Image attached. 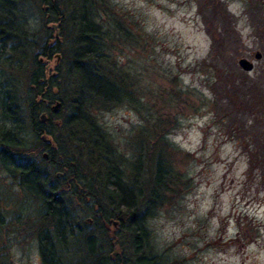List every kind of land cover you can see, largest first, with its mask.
<instances>
[{"label":"rangeland","instance_id":"374dc122","mask_svg":"<svg viewBox=\"0 0 264 264\" xmlns=\"http://www.w3.org/2000/svg\"><path fill=\"white\" fill-rule=\"evenodd\" d=\"M107 2L110 9L96 10V20L107 34L106 63L111 62L117 83L129 92L118 103L93 106V116L115 144L126 177L133 176L139 153L140 175L148 177L146 163L151 155L162 154L164 128L169 142L165 156L171 173L177 175L170 184L177 189L165 191L163 202L149 208L142 253L156 254L154 264H264V179L258 168L250 167L243 148L246 140L235 136L239 122L226 116L224 99L213 102V85L218 82L210 56L215 52L221 58L219 65L232 68L244 80L258 78L264 85V0ZM41 6L46 8L37 0H24L19 6L28 37L18 38V50L26 52L2 49L0 79L9 77L22 96L33 56L48 73L54 71L53 77L64 87L71 83L66 71L70 28L60 33L56 20L44 24ZM224 9L229 13L226 21ZM48 29L61 41L65 56L37 53ZM11 42L13 38L8 45ZM257 50L259 57L254 55ZM240 56L251 59L252 68L243 69L237 61ZM176 91L187 94V101L178 100ZM68 109L67 104L61 106L55 120ZM260 116L256 128H262L264 110ZM39 204L0 166V255L12 264H42L37 236L29 227ZM70 207L73 235L65 247L70 264H97L98 259L100 264H117L114 261L124 256L135 258L128 241L123 245L115 234L116 230L123 235L117 219L104 224L109 247L99 238L89 213L92 199L71 198ZM88 233H94L95 241L89 256L83 250Z\"/></svg>","mask_w":264,"mask_h":264},{"label":"trees","instance_id":"16d2710c","mask_svg":"<svg viewBox=\"0 0 264 264\" xmlns=\"http://www.w3.org/2000/svg\"><path fill=\"white\" fill-rule=\"evenodd\" d=\"M23 1L0 0L1 52L7 48L16 54L20 51L18 38L28 37L26 18L18 12ZM37 1L46 5L45 9L41 6L44 24L48 20H56L60 33H65L67 26L70 28L72 44L66 71H69L71 83L64 87L56 81L54 71L48 73L36 56L32 58L24 96L15 89L9 77L3 79L0 166L10 171L19 186L40 202L36 214L29 218V227L37 236L41 263L70 264L65 247L73 235L71 198L83 201L88 197L94 206L89 213L104 244L108 247L110 244L104 224L117 219V228L123 230V235L115 230L117 238L123 241V245L128 241V246L136 254L132 261L124 256L114 262L154 264L156 254L145 255L141 251L148 230L145 220L149 208L163 202L167 196L165 191L177 189L170 187L177 175L171 173L165 156L169 142L164 137V128L162 154L151 155L146 163L149 166L148 177L143 179L139 172L142 153L136 157L133 176L126 177L119 166L115 144L105 137L93 116V106L118 103L128 97L129 92L123 84L117 83L111 62L110 65L106 63V30L96 20V10L110 9L111 6L107 0ZM65 4L68 5L67 10ZM249 6L252 10L250 3ZM228 14L224 9L223 21L227 20ZM51 31L48 29L37 53L46 57L62 53L65 56L67 52H64L61 41ZM12 38L13 42L8 45ZM216 40L213 34V41ZM21 50L22 54L26 52ZM12 56L8 55L9 61ZM210 56L214 64V79L218 82V86L213 85V102L224 99L226 116L239 122L235 136L246 140L243 148L250 167L258 168L264 179V122L261 123L262 128L255 127L257 119L263 117L260 115L264 110V85L258 78L247 81L232 68L219 65L221 58L215 52ZM175 93L178 100L183 98L187 101V94L184 97L185 93ZM56 99L60 100V106L54 111L51 105ZM65 104L69 109L61 119L55 120L60 107ZM41 112L46 113L45 120H41ZM152 143L149 146L154 149ZM151 166L155 169L152 170ZM84 242L83 250L89 256L95 250L94 233H88ZM0 264L12 263L0 255ZM97 264H100L99 259Z\"/></svg>","mask_w":264,"mask_h":264},{"label":"water","instance_id":"95a60500","mask_svg":"<svg viewBox=\"0 0 264 264\" xmlns=\"http://www.w3.org/2000/svg\"><path fill=\"white\" fill-rule=\"evenodd\" d=\"M54 25V23H52ZM255 57H259L261 55V52L259 50H257L255 53H254ZM238 64L243 68V69H250L252 68L253 66V61L251 59H249L248 57L246 56H240L238 58ZM60 105V100H55V102L51 105L52 109L54 111H56L58 109ZM40 118L41 120H45L47 118V115L45 112H41L40 113ZM44 154L46 155V152H44Z\"/></svg>","mask_w":264,"mask_h":264},{"label":"flooded vegetation","instance_id":"af4514ba","mask_svg":"<svg viewBox=\"0 0 264 264\" xmlns=\"http://www.w3.org/2000/svg\"><path fill=\"white\" fill-rule=\"evenodd\" d=\"M1 54H2V52H1V50H0V60L2 59V58H1V57H2ZM2 82H3V80L0 79V98H1L2 88H3V87H2V86H3V85H2ZM0 117H1V112H0Z\"/></svg>","mask_w":264,"mask_h":264}]
</instances>
